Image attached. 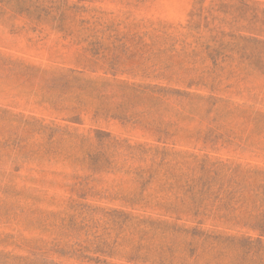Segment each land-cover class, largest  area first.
Wrapping results in <instances>:
<instances>
[{
  "label": "rangeland",
  "instance_id": "374dc122",
  "mask_svg": "<svg viewBox=\"0 0 264 264\" xmlns=\"http://www.w3.org/2000/svg\"><path fill=\"white\" fill-rule=\"evenodd\" d=\"M241 16L236 0L0 4V55L20 63L0 61V264H151L157 250L156 241L143 239L142 227L135 225V219L157 217L153 203L131 206L123 199L137 189L124 174L126 166L93 173L85 150L58 142L56 135L50 139L24 121L42 120L43 126L90 137L94 148L98 147L95 130H100L130 144L166 146L199 160L207 156L209 163L264 171V128L254 124L249 112L217 118V112L206 113L203 101L189 109L172 99L162 106L166 121L191 133L200 131L201 138L211 129L222 139L216 149L205 147L201 138L187 140L181 135L174 145L157 144L139 127L94 116L98 106L113 110V103L119 101L103 99L111 95L110 90L97 87L91 92L83 90L81 83L58 79L69 69L81 70L84 64L76 62L77 53L90 43L91 50L85 53L88 70H83L82 79L186 90L190 84H209L213 73H219L215 79L219 91L210 93L201 85H192L190 91L215 96L222 101L220 108L225 103L256 104L264 110V77L240 64L242 51L250 52L242 39L251 36ZM213 60L224 67L222 72L213 69ZM29 64L40 70L30 72ZM172 70H180V76ZM81 97L83 106L78 105ZM72 108L85 110L80 124L62 120ZM16 143L28 154L18 155L13 150ZM188 165L177 166L170 181L188 180L195 164ZM75 176L91 181L93 191L86 196L74 193ZM166 176L164 171L157 175ZM128 214L137 218L127 221L124 215ZM145 256L151 260L143 262ZM184 257L189 263H230L227 258L217 260L214 251L200 256L186 251Z\"/></svg>",
  "mask_w": 264,
  "mask_h": 264
},
{
  "label": "trees",
  "instance_id": "16d2710c",
  "mask_svg": "<svg viewBox=\"0 0 264 264\" xmlns=\"http://www.w3.org/2000/svg\"><path fill=\"white\" fill-rule=\"evenodd\" d=\"M28 1L39 0H0V4ZM236 1L242 8L241 17L247 20L249 25L247 31L251 34L250 37L242 39L250 52L246 54L242 51L239 56L240 64H246L251 73H258L264 77V0ZM90 47L91 44L88 43L82 52L77 53L76 62L84 64L82 71L69 69L60 74L58 79L64 83L70 80L81 83L85 86L83 90L90 89L91 92L97 91V87L102 91L110 90L111 95L103 99L117 98L119 101L113 103V110H105L98 106L94 111L95 117H109L121 124L139 127L145 134L153 137L157 144L171 142L174 145L175 139L180 135L187 140L193 137L199 140L200 131L191 133L185 127L165 120L162 106L173 99L179 104L186 103L189 109L190 106H197L203 101L207 106L206 113L217 112V118L249 112L254 124L264 128V110L256 104L249 107L238 105L233 107L225 103L224 107L220 108L218 103L222 101L215 96L204 97L190 91L192 85H201L210 93L219 91V82L215 81L219 79V73H213L209 84L206 82L190 84L186 90L118 80L97 82L82 79L80 76L84 75L83 70H88L86 67L89 59L85 53L90 52ZM0 61L2 64L20 65L17 61L2 55ZM212 64L213 69L223 71V66L219 65L220 62L217 60H213ZM166 68L171 70L168 66ZM26 69L30 72L40 70L32 64L27 65ZM172 71L180 76V70ZM115 73L111 75L115 76ZM71 74L77 76L73 77ZM230 74L229 72L228 75ZM78 105H84L82 97L78 99ZM81 111L85 112L82 108L79 111L78 108H72L62 120L80 124ZM41 122L42 120L33 119L32 123L27 121L23 123L34 125L47 133L50 139L56 135L58 142H67L72 148L85 150L89 160L88 169L93 173H99L104 168L126 166L124 174L137 185V189L123 197L125 202L131 206L142 202L145 205L153 203L150 207L157 211L155 219L150 217L135 219V225L142 227L143 239L156 241L157 245L155 259L151 260L145 256L142 258L143 262L150 259L151 264H197L186 261L184 257L186 251L194 256L214 251L217 260L227 258L230 261L228 264H264V171L244 170L232 164L209 163L207 156L199 160L192 153L172 152L166 146L146 148L142 144H130L128 140L116 139L110 133L100 130H95L94 142L98 147L94 148L90 137L70 133L66 129H52L43 126ZM213 132L211 129L208 130L201 139L205 147L209 145L211 149H216L218 141L222 138L215 132L213 135ZM15 146L17 148L13 150L17 151L18 155L24 152L18 143ZM191 163L195 166L191 169L188 180L170 181L171 177L175 176L177 166H187ZM161 171H164V176L167 175L165 179L157 177ZM74 179L76 182L71 187L74 193L86 196L93 191V188L89 187L91 181L89 182L87 178L75 176ZM147 198L149 201H146ZM124 218L130 221L137 217L128 214L124 215ZM206 225L209 227H205ZM218 264L222 262L219 261Z\"/></svg>",
  "mask_w": 264,
  "mask_h": 264
}]
</instances>
